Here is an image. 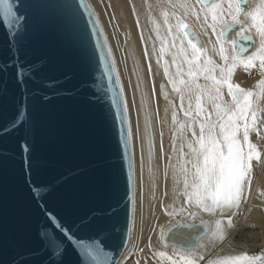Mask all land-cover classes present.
Listing matches in <instances>:
<instances>
[{
  "label": "water",
  "instance_id": "95a60500",
  "mask_svg": "<svg viewBox=\"0 0 264 264\" xmlns=\"http://www.w3.org/2000/svg\"><path fill=\"white\" fill-rule=\"evenodd\" d=\"M11 2L15 15L0 14V264H91L81 239L98 240L116 264L132 173L115 72L110 82L91 58V27L83 43L73 30L71 5L91 19L79 0ZM57 224L62 254L45 244Z\"/></svg>",
  "mask_w": 264,
  "mask_h": 264
},
{
  "label": "snow or ice",
  "instance_id": "6c2138e0",
  "mask_svg": "<svg viewBox=\"0 0 264 264\" xmlns=\"http://www.w3.org/2000/svg\"><path fill=\"white\" fill-rule=\"evenodd\" d=\"M79 5L91 19L87 24L82 23L80 12L71 5L73 30L83 43L91 40L88 33L91 27V35L97 37L91 48V58L95 61L99 56L111 82L112 74L116 72V62L108 38L100 27L92 5L86 0H79ZM158 6L166 34L161 36L159 27L153 21L157 40L160 41L156 62L160 65L166 54L171 57V66L175 71L170 72L166 60L162 65L163 71L172 91L179 97V111L184 117L183 120L178 119L177 107L169 100L174 127L172 152L177 154L178 151V155L175 164L168 157L169 163L165 165L163 175L167 180L171 170L173 200L181 197L182 200L179 207L171 210L164 207V211L170 217L186 215L191 219L202 211L214 217V226L209 231L208 225L201 221L200 225L177 223L167 232L162 229V240L165 246L168 242L172 243L177 259L165 251H158L154 255L167 259L170 264H201L206 259L203 250L211 254L250 213L248 205L254 166L264 167V147L251 139L255 134L258 141H264V0H257L253 7H248V0H158ZM16 11L11 0H0V14L6 21ZM190 19L195 20L205 35H208V29L211 30L215 41L209 40V43L213 55L219 57V63L213 55H209L208 48L200 46L199 37L188 22ZM233 30L237 31V36L229 39L228 34ZM253 31L259 37V45L250 50L251 44L255 43L251 35ZM241 41L249 43L246 46ZM226 45H231V48ZM153 54H156L155 47ZM238 67L249 74L252 70L259 71L261 78L254 87L245 88L234 81ZM115 84L120 87L113 104L118 110L121 124H128L126 135L130 142L133 132L129 107L118 73ZM161 91L168 100L169 94L164 91L163 85ZM23 115L22 111L18 112L12 121L14 126ZM149 129L146 114L149 173L155 189L153 140ZM176 133H179L181 141L179 150L175 146ZM185 146L187 151L184 150ZM133 205L135 212V201ZM56 231L63 235L67 230L62 224H57L45 239V244L62 254L67 245L59 239ZM203 236L208 239L205 244L199 245L201 250L192 251V246L198 244ZM78 243L82 255L90 258L91 264H114L111 254L104 251L105 246L98 240L81 239ZM81 264H85V261L82 260ZM207 264H264V252L259 255H249L247 251L239 254L217 253L207 259Z\"/></svg>",
  "mask_w": 264,
  "mask_h": 264
},
{
  "label": "bare ground",
  "instance_id": "6f19581e",
  "mask_svg": "<svg viewBox=\"0 0 264 264\" xmlns=\"http://www.w3.org/2000/svg\"><path fill=\"white\" fill-rule=\"evenodd\" d=\"M92 5L100 27L104 29L109 46L112 48L116 62V73L120 76L124 96L129 107V121L132 127V140L130 145V159L132 167V205L129 236L127 244L117 260L116 264H170L167 259L155 256L158 251H165L168 255H174L171 242L165 243L161 237V230L165 232L177 223L197 224L203 221L208 225L209 231L214 226V217L205 212H198L195 219L184 216L170 217L164 211V207L171 210L179 207L182 197L173 200L171 170L169 177L164 178V167L169 163L175 164L177 154L172 152V137L174 127L171 120L172 107L169 100L177 107L178 119L183 120V113L179 111V97L172 91L168 77L164 75L163 63L168 61L170 72H174L171 66V57L165 55L161 64H157L160 41L157 40L155 26L159 27L160 35L164 36L165 27L160 14L158 0H87ZM257 0H248V7L255 6ZM199 37L200 46L209 49V55H213L212 45L209 40L215 41L208 29V35L195 22L188 21ZM254 50L259 45V37L253 31ZM237 31L231 32L229 37H236ZM153 47L156 54H153ZM231 48V45H226ZM147 52V55L145 54ZM213 58L219 63V57ZM151 65V71H149ZM258 70H252L251 74L238 67L234 74V81L242 87L252 88L259 80ZM169 94L165 99L161 86ZM120 87V86H119ZM146 102L142 104V101ZM227 98V97H226ZM167 109V112L165 111ZM146 114L150 122V132L153 140L154 158L152 161L153 171L156 176V187H152V177L149 173L148 145L146 140ZM127 127L128 124L126 123ZM175 146L180 147L179 133ZM253 142H258L264 147V141H258L255 134ZM185 151L187 148L185 146ZM165 192L167 195H165ZM135 201V212L133 211ZM163 205V207L161 206ZM250 213L237 225V230H232L228 238L209 254L203 250L206 259L201 264H207L208 258L219 254H239L247 251L249 255L261 254L260 247L264 248V167L254 166V179L251 189V200L248 205ZM254 225V227H248ZM208 237L203 236L198 244L192 246V251H199V245L206 243ZM150 245V246H149ZM179 247V246H178ZM141 249L143 251H141Z\"/></svg>",
  "mask_w": 264,
  "mask_h": 264
},
{
  "label": "rangeland",
  "instance_id": "374dc122",
  "mask_svg": "<svg viewBox=\"0 0 264 264\" xmlns=\"http://www.w3.org/2000/svg\"><path fill=\"white\" fill-rule=\"evenodd\" d=\"M87 3H88V1H87ZM129 147H130V145H129ZM131 171H132V167H131ZM260 248H261L260 252H264V248L263 247H260Z\"/></svg>",
  "mask_w": 264,
  "mask_h": 264
}]
</instances>
